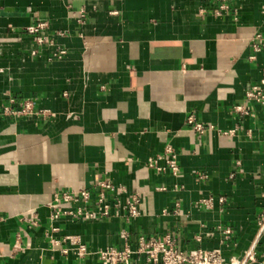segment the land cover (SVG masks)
Returning a JSON list of instances; mask_svg holds the SVG:
<instances>
[{"label": "crops", "instance_id": "crops-1", "mask_svg": "<svg viewBox=\"0 0 264 264\" xmlns=\"http://www.w3.org/2000/svg\"><path fill=\"white\" fill-rule=\"evenodd\" d=\"M259 32L264 0H0V264H102L100 249L167 234L225 259L256 245L263 264L264 105L246 96ZM11 98L33 110L5 113ZM167 145L176 175L148 167ZM101 180L124 189L110 201L139 192L141 214H68L85 203L62 194L87 189L97 210ZM72 237L90 254L62 253Z\"/></svg>", "mask_w": 264, "mask_h": 264}, {"label": "built area", "instance_id": "built-area-1", "mask_svg": "<svg viewBox=\"0 0 264 264\" xmlns=\"http://www.w3.org/2000/svg\"><path fill=\"white\" fill-rule=\"evenodd\" d=\"M228 5L223 4L221 10H226ZM48 27L47 21H40L36 25H32L28 28L30 33H38L39 31ZM38 43L42 44L45 41L43 36L37 37ZM252 46L255 53L264 51V33H257L252 38ZM36 51H33L35 54ZM66 51L61 49L56 53V56L62 57ZM254 57V56H253ZM246 96L248 100L254 101L264 105V67L262 69V78L259 83L252 85ZM9 105L4 108V112L12 115H26L30 114L33 110V101L31 99H22L17 101L15 98L9 100ZM14 105H17L14 107ZM240 111L248 112L247 109L242 110V107L238 108ZM189 121L194 122V118L190 117ZM195 129L203 132L204 126L201 123L195 124ZM148 167L154 169L158 173H164L170 171L176 175L180 171L178 163V153L172 145H167L165 151L161 154L152 156L148 160ZM100 188L97 200L95 201L97 210L90 209L86 204L91 198V192L87 189L80 190L75 193H63L64 200L82 201L85 205L78 206L75 211H69L68 214L74 217H86L90 219L100 218H122L124 221L138 217L142 212V195L138 192L131 195L124 202L115 198L110 201L107 196L108 191L122 192L123 187L116 190V186L110 180H101L98 183ZM59 195H56V200L59 201ZM215 197L210 196L199 200V204L212 207ZM220 204L225 203V197L221 196L217 199ZM167 212V211H165ZM60 211L54 213V217H58ZM260 231L264 230V210L262 211L259 219ZM230 228L224 229L225 237L231 234ZM260 238V237H259ZM67 239H64L65 241ZM60 240L52 239L53 247L60 246ZM73 246L61 248L62 253L68 254L74 250L77 255L85 256L90 252L86 245L83 244L77 237L71 238ZM102 264H254L257 262L256 245L250 248L245 257L238 259L232 257L225 259L221 249H204L194 248L190 250H183L178 247L176 239L172 234H167L161 238L146 239L140 237L138 245L133 248L128 242L122 248L109 246L97 251ZM264 264V262H263Z\"/></svg>", "mask_w": 264, "mask_h": 264}]
</instances>
